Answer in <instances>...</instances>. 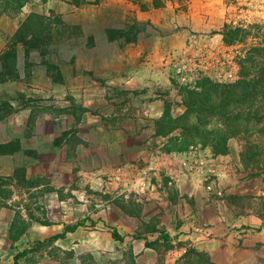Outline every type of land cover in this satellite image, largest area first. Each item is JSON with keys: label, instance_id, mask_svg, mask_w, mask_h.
Returning a JSON list of instances; mask_svg holds the SVG:
<instances>
[{"label": "crops", "instance_id": "0c3cea01", "mask_svg": "<svg viewBox=\"0 0 264 264\" xmlns=\"http://www.w3.org/2000/svg\"><path fill=\"white\" fill-rule=\"evenodd\" d=\"M44 7L60 19H0V57L9 43L21 68L0 82V264H264V185L245 142L216 154L158 134L166 109L185 111L174 63L231 49L223 1ZM17 37L40 42L22 52Z\"/></svg>", "mask_w": 264, "mask_h": 264}, {"label": "trees", "instance_id": "16d2710c", "mask_svg": "<svg viewBox=\"0 0 264 264\" xmlns=\"http://www.w3.org/2000/svg\"><path fill=\"white\" fill-rule=\"evenodd\" d=\"M28 1L4 0V4L21 10ZM223 36L226 45H244L237 59L238 79L217 83L204 78L195 89H182L184 113L174 118L166 110L157 123L158 134L179 130L171 140L176 149L210 147L216 154H225L231 139H241L254 175L264 177V25L228 24ZM7 187L8 179L0 178V198L9 197L3 191Z\"/></svg>", "mask_w": 264, "mask_h": 264}, {"label": "rangeland", "instance_id": "374dc122", "mask_svg": "<svg viewBox=\"0 0 264 264\" xmlns=\"http://www.w3.org/2000/svg\"><path fill=\"white\" fill-rule=\"evenodd\" d=\"M223 1V13L225 15L224 19H227L229 22L228 24L232 26H237L239 24H244V25H252V24H261L264 25V0H222ZM44 0L39 1V2H34V0H29L25 6L21 10H17L15 7H11L7 9L4 4V0H0V19H60L57 16H47L44 14ZM20 37H17L16 43L20 44L21 51L23 52V47L27 48H32L35 46L36 42L39 43L40 39L36 40H19ZM10 42H14V39H12ZM45 42V41H44ZM248 44H251V41L248 42ZM226 45V44H225ZM19 46V45H18ZM231 49L230 51H226L217 55L209 56L208 57H202L203 63L196 62L198 63L200 67V72L198 74V80H197V85L198 83L204 79V78H209L213 80L214 82L217 83H231L227 82L231 79L234 78V69L232 68V60L230 59L231 57H228L229 52H231L232 56H239V52H241L244 49V45L237 44V45H227ZM27 53V51H26ZM17 55L16 51H14L12 45H7L6 47V52L0 57V82L1 81H7V80H16V77L20 75V70L21 68L16 65L17 62ZM34 58L36 61H40L41 58L40 56H34L31 57ZM16 59V62H15ZM45 60V59H44ZM208 62H206V61ZM235 60V59H234ZM20 61V60H19ZM23 59H21L20 62H22ZM176 63V62H175ZM31 65L30 68L28 69V72L30 73L31 70ZM230 67L229 70V75L225 73H220L217 76H214L215 78H211L209 74H207L210 70L212 71L214 68H228ZM210 71V72H211ZM209 72V73H210ZM29 73H27L29 75ZM174 80V79H173ZM175 85L179 89H195V88H188L182 85H179L175 80ZM167 110V109H166ZM169 111V110H168ZM170 113V112H169ZM263 185H264V177L260 176ZM260 186V185H259ZM3 191H8V188H4ZM4 201H6L5 198H0V206L3 205ZM44 207V205H42ZM264 207V204H263ZM38 212H41L40 210ZM41 218V216H38ZM24 226L21 225L20 228ZM227 257V255H226ZM229 261L225 260V264H230L228 263Z\"/></svg>", "mask_w": 264, "mask_h": 264}, {"label": "built area", "instance_id": "2783aa9c", "mask_svg": "<svg viewBox=\"0 0 264 264\" xmlns=\"http://www.w3.org/2000/svg\"><path fill=\"white\" fill-rule=\"evenodd\" d=\"M200 72V67L198 63H183L176 62L174 63L173 68V79L182 86L188 88H195L197 86L198 74ZM227 82H234V79H231ZM208 190H213L212 185L208 186ZM218 195H222L221 192H217Z\"/></svg>", "mask_w": 264, "mask_h": 264}]
</instances>
